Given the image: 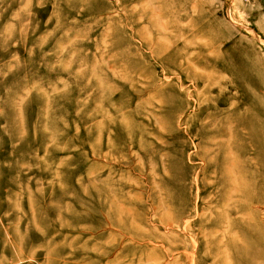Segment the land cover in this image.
I'll return each instance as SVG.
<instances>
[{
  "label": "rangeland",
  "instance_id": "rangeland-1",
  "mask_svg": "<svg viewBox=\"0 0 264 264\" xmlns=\"http://www.w3.org/2000/svg\"><path fill=\"white\" fill-rule=\"evenodd\" d=\"M0 264H264V0H0Z\"/></svg>",
  "mask_w": 264,
  "mask_h": 264
},
{
  "label": "bare ground",
  "instance_id": "bare-ground-1",
  "mask_svg": "<svg viewBox=\"0 0 264 264\" xmlns=\"http://www.w3.org/2000/svg\"><path fill=\"white\" fill-rule=\"evenodd\" d=\"M235 190H236V188H235ZM239 191H240V189H239ZM241 191H243V190H241ZM249 191V190H248ZM249 193V192H248ZM249 196H250V194H248ZM250 198V197H249Z\"/></svg>",
  "mask_w": 264,
  "mask_h": 264
}]
</instances>
